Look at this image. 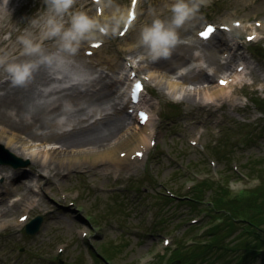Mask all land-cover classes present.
<instances>
[{
	"label": "rangeland",
	"instance_id": "obj_1",
	"mask_svg": "<svg viewBox=\"0 0 264 264\" xmlns=\"http://www.w3.org/2000/svg\"><path fill=\"white\" fill-rule=\"evenodd\" d=\"M192 2L199 3V0ZM174 3L175 0H139L138 18L129 32L121 36L118 30L131 0H75L72 8L63 14H57L49 0H8L7 4L0 0V98H5L8 91L19 90L32 96L27 103L31 111L44 109L61 95H50L52 88L39 82L40 73L55 77L57 71L62 75L92 72L84 56L95 40L103 44L101 53L94 59L97 68L107 76L101 84L116 79L118 87L111 90L109 99L97 105L82 98L80 106L87 108V114L63 99L64 113L48 115L65 125L54 127L56 133L63 135L74 132V127L76 132L98 124L104 130L102 124H95L98 118L101 120L102 112L125 124L130 122L127 106L122 108L120 103L123 99L126 101V82L131 68L146 81L149 94L143 105L151 111L150 128H155L156 132L149 143V152L139 158L138 165L119 167L107 162L96 166L87 156L73 158L69 163L67 154L60 153L58 158L65 163L52 162L51 167L60 171L55 175L56 171L50 173L49 169L39 172L42 164L38 162L43 158L32 157L29 152L59 146V140L42 144L41 140L27 137L25 128L16 145H27L28 151L22 153L16 148L12 153L29 161L27 167L14 169L0 165V264H174L176 248L188 251L195 243L207 244L212 240L210 230L220 222V217L212 215L213 198L224 191L237 194L260 184L261 172H264V0L200 3L185 27L176 30L179 42L172 54H187L188 58L173 63L169 72L161 71L162 80H155L156 77L152 78L145 70L151 58L140 44V36L154 19L170 23L172 17L165 20L162 13L171 11ZM79 12L95 19L98 27L80 43L75 53H69L63 48L62 33L71 27L73 15ZM50 20L62 25L60 35H49ZM208 23L218 28L228 26L231 31L218 32L214 39L200 42L198 32ZM101 29L108 32L106 40L92 35H106ZM43 31L46 33L43 45L41 41L32 43ZM249 36H254V41L249 42ZM230 38L235 39L229 48L236 58L231 70L223 74L217 67L230 65L226 53L209 47ZM29 45L39 50L29 51ZM6 46L8 51H3ZM188 46L192 49L186 53ZM239 49L241 52H237ZM204 54L209 58L194 61ZM71 55H77L76 59H71ZM106 57H115L119 63L117 70L123 69V74L103 68ZM142 57L147 59L139 64ZM7 59L8 63H1ZM241 63L249 67L252 74L244 73L235 79ZM23 64L33 65L31 75L24 84H14L7 68ZM198 68L204 70L203 77L210 81L182 82V75L188 78L194 73L190 70L196 73ZM225 77H229L225 86L228 97H221L223 99L217 103H206L205 92L219 89L218 80ZM171 80L179 81L192 92L198 90L197 95L190 98L180 90H167ZM7 81L10 83L4 85ZM57 86L61 88V83ZM115 102L121 113L115 112ZM8 111L16 114L11 107ZM31 129L38 134L48 130L39 125ZM8 139L7 134L0 136V145L5 149L10 145ZM79 149L89 151L94 147ZM203 182L209 184L203 186ZM199 187L203 189L202 199L195 201ZM29 202L35 205L25 210L23 205L27 208ZM20 205L22 209L18 208ZM3 212L7 215L1 216ZM37 216L43 217L41 227L35 234H29L26 225ZM241 230V226L235 232L231 228L222 230L219 237L223 243L218 249L188 263L177 264H264L262 258L254 262L244 260L245 253L239 251V247L246 236L240 235Z\"/></svg>",
	"mask_w": 264,
	"mask_h": 264
},
{
	"label": "bare ground",
	"instance_id": "obj_2",
	"mask_svg": "<svg viewBox=\"0 0 264 264\" xmlns=\"http://www.w3.org/2000/svg\"><path fill=\"white\" fill-rule=\"evenodd\" d=\"M128 14H129V10L126 12V15L123 16L122 18L118 33H120L122 27L124 26ZM162 17L165 20H168L172 17V12L171 11L164 12L162 13ZM100 21H103V19H101ZM184 27L185 25L181 26L178 29ZM92 35L96 37H100V39L106 40L108 33L104 36L102 34H95V33H93ZM45 37H46V33L43 31V34L41 37H39V39L31 42L33 43V42L41 41L40 45H43L44 43L43 41L46 39ZM31 39L34 40L33 37ZM4 42L2 45H4ZM209 48L216 50L220 49V51L225 52L226 54L229 55L227 61L230 63V65H224L223 68H221L220 66L217 67L218 72H222L223 74L228 73L231 70V66L232 63L235 61L236 55L231 54L230 52L231 49L229 48L227 41H220L219 45L215 43L213 46H210ZM191 49L192 46H188L185 49L187 50L186 53H188ZM3 51H8V47L6 46L3 49ZM217 51L219 52V50ZM12 52L14 53L15 51ZM237 52H241V50L239 49L237 50ZM100 53H101V48H97L93 50V54L91 56L88 57L86 55L84 56L86 66L90 68V70L92 71L90 73L92 75L99 72V69L95 64L94 59ZM76 56L77 55H73V56L71 55L70 58L76 59ZM202 57L209 58L204 54L198 56L197 59L194 61L199 62L200 60H202ZM187 58H188L187 54L175 53V54H171V56L167 59L161 58L157 61L147 60L148 64L145 67V70L149 71V74L152 78L156 77L155 80H160L163 74L161 71L164 70V72H169V70L172 69L174 66L172 65L173 63L176 62L178 63L180 61L184 62ZM146 59L147 58L142 57V60L139 62V64L141 62H145ZM8 61L9 59L5 61H1V63L6 64L8 63ZM130 62L133 61L130 60ZM102 66H104L103 68L106 67L105 69H108L113 73L116 72L117 74H123L122 73L123 69L117 70V68L119 67V63L117 62V59L115 57H106V63H103ZM247 68L250 71V68L249 67ZM140 70H141V65L138 66V71ZM130 71L132 72L137 70L135 68H131ZM190 71L194 73L190 74L188 78L183 75L180 77L182 82L190 81L196 84H200L210 81L208 77H203L202 74H204V70L202 68H198L196 73L194 69ZM103 72L104 71L102 70V72L99 75H97L93 79L88 80L85 83H79L77 86H68V87H63V82L66 83L69 80V78L66 75L60 77L59 80L53 76L49 77L47 72H45V74L40 73L39 82L49 86V88H52L50 90V95L53 96L61 95V97L50 102V104L45 106L44 109H39L37 111H31L28 108L29 105L27 103L32 100V96L30 94H27L19 90H16L15 92L8 91L7 94L5 95V98H0V123L2 124V127H0V136L2 134H7V137H9L8 144L10 145L6 146V148H8L7 150L11 153L13 151L16 152L17 151L16 148H18V150L22 153L24 152L26 153V151H28L29 148L27 147V145L25 144L16 145V143L19 142L20 139H22L21 134L26 128V130H28L27 137L41 140L42 144L49 145L52 143V141L59 140L58 142L60 144L59 146L51 147L48 150L40 151L38 153L34 151H30L32 153L29 152V154H31L30 156L32 157L36 155L37 158H39L40 156L41 158H43L40 159V161L38 162L39 164H42L41 169L39 170V172L42 173L43 171L46 172V170L49 169L50 173L56 171L55 175L60 174V171L58 170L57 167L55 168L51 167L53 161L57 163L63 162L62 159L58 158V155L60 153L67 154L68 157L66 161L68 162L73 158L87 156V157H91L92 164L96 166H99L100 164L103 165V163L106 164L107 162H113L119 167H123L126 164L138 165L137 162H139V158L142 157L143 154L149 152L150 150L149 143L153 141V138L156 135L155 128L154 129L150 128L151 125L153 124L152 116L148 119V121L145 124L142 125L139 123L138 118H133L131 122L125 124L120 120L113 119V117L110 116V114L105 113L104 115L103 114L104 112H102L101 120L98 118L97 119L98 121H96L95 124L96 125L97 123L102 124L105 128L104 130L103 128L101 129L98 124V126H95L94 128L92 127L80 128L79 131L76 132L75 130L77 128L74 127L73 128L74 132H70V133L65 132L63 135L56 133L54 127L63 128L65 126L64 123L56 120L55 118L54 120L51 117L48 118V115L50 113L52 114H55L57 112L64 113V111L62 110L63 99L68 100L74 107H78L79 110L84 111L85 114H87L86 113L87 108L80 106L81 105L80 101H82V98H85L86 101L91 102L94 105H97L99 102L103 103L102 101L109 99V97L112 94L111 90L113 89L114 91V88L118 87V80L115 79V81L113 80L109 83H103L102 85L101 83L105 82L106 79L105 77H107L103 75L104 74ZM156 73L158 75H155ZM250 73L252 72L250 71ZM240 77H241V73L236 71V79H239ZM222 79L227 80L229 79V77H225ZM59 82L61 83V88H59L56 85H53V84H58ZM9 83L10 82L7 81L4 83V85L5 84L7 85ZM238 83H241V80ZM100 84L101 87L98 88ZM180 84L181 83L179 81L171 80L168 82L167 90L171 92H178V90H180L181 92H184L185 96H188L190 98H195L198 90L192 92L191 90L185 89L183 85L181 86ZM75 88H80V90L75 92L74 91ZM92 89H94L93 92H89ZM207 90L211 91V89H207ZM199 91L201 90L199 89ZM205 93H206V97L203 98V100L209 104L220 102V100L223 99L221 97H225L228 94L227 87L225 86H220L219 89L217 88L209 93L208 91H206ZM227 100L228 98L225 99V101ZM48 106L50 107L49 109ZM117 106L118 103L115 102L113 107H115V112L118 114L121 113L122 111L119 110ZM10 107L11 109H14L16 111L15 115L9 113L8 109H10ZM94 110L96 109L94 108ZM87 120L84 119L83 121H87ZM33 125H39L40 128H44L48 130L45 133L38 134L37 132H34V130L31 129ZM108 143L111 144L108 147L103 148V146ZM88 146H93L94 149H91L89 151L87 149L84 150L79 149L81 147L85 148ZM45 148H47V146H45ZM138 154H142V155H138ZM8 165L10 164H6V166ZM16 184H19V181H16ZM10 192L11 189L8 190V193ZM34 205H35L34 202H29L27 208L25 207L26 204L23 205L24 206L23 208H25V210H28V208H31L32 206L34 207ZM18 208L22 209V206L20 205L18 206ZM3 215L4 216L7 215V212H3L1 216Z\"/></svg>",
	"mask_w": 264,
	"mask_h": 264
},
{
	"label": "clouds",
	"instance_id": "obj_3",
	"mask_svg": "<svg viewBox=\"0 0 264 264\" xmlns=\"http://www.w3.org/2000/svg\"><path fill=\"white\" fill-rule=\"evenodd\" d=\"M49 2L57 14H63L72 8L75 0H49ZM206 2L207 0H199V3H193L192 0H175L170 8L172 12L170 23L157 18L153 20L150 26L143 28L140 44L147 49L148 56L152 61L161 58L167 59L171 56L172 49L179 42L176 30L195 15L200 3ZM4 3L7 4L8 0H4ZM49 24L52 25L49 35L61 34L62 25L54 24L51 20ZM97 27V21L90 18L86 13L79 12L73 15L71 27L62 33L63 48L69 53H75L80 43L87 39L89 34ZM25 43L29 44L27 41ZM38 50V47L33 48L29 45V51L35 52ZM32 68L33 65L31 64L11 65L7 68V72L11 75L14 84L22 85L30 77Z\"/></svg>",
	"mask_w": 264,
	"mask_h": 264
},
{
	"label": "trees",
	"instance_id": "obj_4",
	"mask_svg": "<svg viewBox=\"0 0 264 264\" xmlns=\"http://www.w3.org/2000/svg\"><path fill=\"white\" fill-rule=\"evenodd\" d=\"M208 184L209 182H206L203 186ZM200 187L196 190L195 201L202 199L200 194L203 193V189ZM226 192L217 195L211 201L215 206L212 215L220 217L218 218L220 222L215 223L210 230V234L213 235L212 240L207 244L195 243V246L189 247L191 250L188 249V251L181 247L176 248L173 252L176 257L174 262L188 263L189 260H196L208 252L218 249L217 247L223 243L219 237L220 232L230 228L235 232L239 226L242 227L240 235L245 234L246 236L242 246L239 247V251L242 250V253H245H243L246 256L244 260L249 259L254 262L262 258V262H264V172H261V182L255 188L244 189L237 194H225Z\"/></svg>",
	"mask_w": 264,
	"mask_h": 264
},
{
	"label": "water",
	"instance_id": "obj_5",
	"mask_svg": "<svg viewBox=\"0 0 264 264\" xmlns=\"http://www.w3.org/2000/svg\"><path fill=\"white\" fill-rule=\"evenodd\" d=\"M0 163L1 164H10L14 168H20V167H27L29 164V161H25L19 157H17L15 154L9 152L7 149L4 148L3 145H0ZM9 165V166H10ZM43 221L42 216L36 217L28 226H27V232L29 234H35L39 231L41 224ZM178 261L174 262V264H177Z\"/></svg>",
	"mask_w": 264,
	"mask_h": 264
},
{
	"label": "snow or ice",
	"instance_id": "obj_6",
	"mask_svg": "<svg viewBox=\"0 0 264 264\" xmlns=\"http://www.w3.org/2000/svg\"><path fill=\"white\" fill-rule=\"evenodd\" d=\"M214 32V29L212 27H209L206 31H204L202 33V38H204L205 40L209 39L210 38V34H212ZM123 35V33H121ZM253 39V37H249V40L251 41ZM93 47H99V45H94ZM220 85L221 86H227V81H224V80H221L220 82ZM136 89L137 90H140L141 89V85L140 84H137L136 85ZM142 116V119L144 121L147 120V116L141 114ZM138 155H142V154H138ZM23 219V218H22Z\"/></svg>",
	"mask_w": 264,
	"mask_h": 264
}]
</instances>
